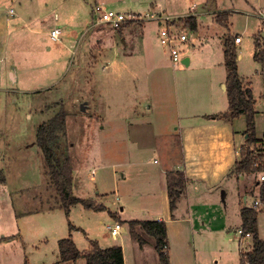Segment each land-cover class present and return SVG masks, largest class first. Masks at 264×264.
<instances>
[{
	"label": "rangeland",
	"instance_id": "374dc122",
	"mask_svg": "<svg viewBox=\"0 0 264 264\" xmlns=\"http://www.w3.org/2000/svg\"><path fill=\"white\" fill-rule=\"evenodd\" d=\"M97 3L125 13L128 19L136 17L126 29L127 40L109 25H93L92 9ZM260 8L264 0H0V170L8 180L7 188L0 189V204L10 207L7 213L13 209L25 213L18 218L20 236L3 239L0 232V264L52 263L50 259L59 255L54 231L60 229L66 238L69 222L76 227L71 232L83 249L92 239L103 247L119 244L127 264H159L150 254L138 259V244L131 239L127 222L158 219L161 155L153 148L155 138L130 134L129 121L149 117L152 110L139 112L149 110L151 99L165 96L172 105L176 99L182 113L187 100L193 103L192 110H205L208 87L226 92L224 43L227 37L239 35V74L253 89L255 131L264 136V74L254 57L255 35L261 33L264 39ZM219 11L231 12L227 26L216 20ZM151 14L176 20L189 35L187 42L178 45V62L172 61L159 35L167 21L161 25ZM189 16L198 17L196 30L180 21ZM55 28L63 31L58 41L50 37ZM186 55L191 57L189 65L182 62ZM155 58L163 71L155 70ZM62 108L68 113L66 141L75 175L72 192L104 205L100 211L78 203L68 214L58 206L36 133ZM120 115L125 119L114 121ZM235 127L243 138L248 119L236 117ZM135 145L142 152L132 157ZM137 157L143 164H127ZM263 173H254L250 181ZM247 178H232L217 195L193 197L190 211L175 213L190 218L192 226L183 244L180 241L176 251L172 249L173 264H241V252L253 244L251 237L241 238L243 196L248 194L246 206L260 200L259 190L246 192ZM259 210V235L264 239V203ZM117 222L126 229L112 235L108 226ZM1 229L10 230L0 225ZM141 234L155 245L153 236ZM83 261L68 264H87Z\"/></svg>",
	"mask_w": 264,
	"mask_h": 264
},
{
	"label": "crops",
	"instance_id": "0c3cea01",
	"mask_svg": "<svg viewBox=\"0 0 264 264\" xmlns=\"http://www.w3.org/2000/svg\"><path fill=\"white\" fill-rule=\"evenodd\" d=\"M135 22L136 20L131 24L124 26L123 31L119 33L123 41L127 40L126 29L133 26ZM240 43H242V41ZM0 45H2L1 42ZM158 62L159 60L155 58V70H157V72H161L164 69L159 67ZM182 62L186 65H189L191 63V57L189 55L184 56L182 58ZM10 74H12V77L16 79L15 74H13L12 72H10ZM224 85L226 89L224 95L219 93L214 85L208 87V91L204 92L205 96L203 99V103L206 107L204 108L205 110L196 111L193 109V111V103L190 100H187L185 102L186 111L182 113L181 106L179 108L180 103L176 99L175 105L173 104V106L171 104L172 102L167 99L168 97L166 98V96H160L161 98L159 99H151V102L148 103V111L143 110L139 112L140 114H146L149 113L150 110H152V113L151 115H149V117L144 116L141 119L136 120L135 123L133 121H129L130 134L147 138H155V141L153 142V148L154 150L156 149V152H158L159 155H161L162 164L158 190L161 194L162 210L160 213H158V220H163L165 224H167L169 258L171 264H173V258H171L172 249H175L176 251V249L180 245V241H182L183 244V238H186L187 236L189 237L190 227L192 226L190 218L186 217L182 219L179 216H176V214L180 212L184 213L186 209L190 211L193 207L190 200L193 199V197L201 198L205 195H207L208 197H213L219 193V190L224 187L229 180L235 177L238 181L242 178H249H247V180L243 182L245 184V190H247L246 192L254 194L256 190H259L258 187L253 188V185L258 186V183H256V180H258V176L254 175L255 179L252 182L250 181V179H252L250 176L246 177V175L243 174L235 176L231 174V170L239 157V149L245 143L248 137L247 134L243 132V138H241L238 130L235 127V120L230 121L228 119H221L218 117L215 118L211 116L219 112H225L229 109L230 103L228 102L226 82ZM244 86L252 89V87L246 84H244ZM145 105H147V103ZM157 110L159 111V116L156 115ZM136 112L137 110H135L133 113H135L136 115ZM124 119L125 117L120 115L117 116L114 121L120 122ZM102 129H106V124H102ZM262 137L264 136H261L260 138ZM1 152L2 148L0 147V153ZM140 152H142V149L137 148V145H135L134 152L132 150L130 156L133 157V153L136 156ZM155 161L158 162V159H155ZM129 163L143 164V161L141 160V158L137 157L133 158V160H129L127 164ZM178 170L185 172L187 182L185 185V192L177 203V209L173 212L170 207L167 174L168 171ZM0 174V189L5 190L7 188L6 186H8V180L6 177H3L2 170H0ZM243 197L245 202V205L243 207H245L247 205L246 203L248 194H244ZM243 207H241V209ZM9 209L10 207H8L7 204H0V211L6 210L3 213L0 212L1 215L5 217V220L3 217L0 218V225L2 227H6V229L10 228V230H0V232L3 233V239L15 238V236L18 237L21 234V228L18 222V218L25 213H17V211H15L14 209L13 213H10V211L9 213H7V210ZM173 213H176L175 216H173ZM27 214L29 213H26V215ZM125 229L126 228L124 227L122 231H125ZM67 234H71L74 242L76 241V238L71 231L67 232ZM63 236L65 235L63 234V232L61 233L60 229H56L54 231L53 239L56 244H58V241L63 238ZM134 242L138 244H135V246L138 250L137 254L140 261H143L144 258H148L150 254V257H152L153 255L158 259L159 264H161L156 248H152L156 245V243L155 245H151L150 242L146 239L147 243L144 246H141L138 241L135 240ZM75 243L78 245L81 251L88 250L91 246V244L88 242L89 246L86 248L84 247L83 249L77 242ZM123 252L125 259L124 248ZM56 256L53 257L55 259H50L53 260L50 264L69 263L61 262L59 255L58 258ZM83 260V258H80L77 261L79 262ZM77 261L74 262L77 263ZM44 263L46 264L45 261Z\"/></svg>",
	"mask_w": 264,
	"mask_h": 264
},
{
	"label": "trees",
	"instance_id": "16d2710c",
	"mask_svg": "<svg viewBox=\"0 0 264 264\" xmlns=\"http://www.w3.org/2000/svg\"><path fill=\"white\" fill-rule=\"evenodd\" d=\"M205 7L207 8L208 6ZM230 15V11H219L216 14V20L227 26ZM134 21L129 20L116 30L121 33L124 26ZM180 21L191 30L198 28V17L189 16ZM255 50L254 57L264 69V39L261 33L255 35ZM224 51L225 67L227 68V96L230 104L227 111L211 116L233 121L235 120L234 118L244 115L248 119V127L244 131L248 137L239 149V157L231 170V174L251 176L254 173L264 172V137L260 138L256 135V101L252 89L245 87L240 78L235 37L229 36L225 39ZM67 114L66 109L62 108L55 116L42 123L37 130L36 142L41 148L46 161V173L57 193L58 206L64 208L68 214L71 211L70 207L78 203L85 208L100 211L105 209L104 205H98L84 197H78L72 192L75 175L73 174L72 158L69 155L70 145L66 141ZM167 176L170 207L174 212L177 209L178 201L185 192L187 178L185 172L179 170L168 171ZM256 183H258L259 187L260 200L264 203V181L258 178ZM51 208L53 207L50 206ZM259 211V208L250 206H245L241 209L243 235L245 236V234L249 233L253 240L250 250L241 252V264H264V239L259 236ZM127 223L130 226L129 231L132 240H136L141 246H144L147 242L141 231L151 237L153 236L156 241L155 248L160 258V263L171 264L167 224L163 220L134 219ZM69 227L70 231L76 228L71 222H69ZM89 243L91 244L90 248L81 251L71 234L66 236V238L60 239L58 241L60 261L67 263L83 258L87 260V264H126L121 245L102 247L97 240L93 239Z\"/></svg>",
	"mask_w": 264,
	"mask_h": 264
},
{
	"label": "built area",
	"instance_id": "2783aa9c",
	"mask_svg": "<svg viewBox=\"0 0 264 264\" xmlns=\"http://www.w3.org/2000/svg\"><path fill=\"white\" fill-rule=\"evenodd\" d=\"M258 15H260L264 27V8H260L258 10ZM150 17L160 20L161 25L163 24L164 20L167 21V25H162L159 35L161 37L162 43L168 45L172 61L174 63L178 62L180 60V52L178 45L179 43L187 42L190 38L189 35L185 32V28L179 26L176 20L173 21L169 17L156 16L153 14H151ZM132 18L133 19H128L125 13L118 12L113 9H107L100 3L95 4L92 10V20L94 26L98 24H106L110 27L117 29L129 20H137L134 16H132ZM62 33V29L55 28L51 31L50 37L53 40L58 41L61 39L60 36ZM241 41L242 37L236 35L235 43H240ZM262 71L264 74V69ZM260 180L264 181V173L261 175ZM261 203V200L255 199L254 205L252 207L259 208L261 206ZM108 228L111 230L112 235H118L124 229V225H122L120 222H117L115 226L109 225ZM240 233L242 238L244 236L242 229L240 230ZM245 236L250 237V234L247 233L245 234Z\"/></svg>",
	"mask_w": 264,
	"mask_h": 264
},
{
	"label": "water",
	"instance_id": "95a60500",
	"mask_svg": "<svg viewBox=\"0 0 264 264\" xmlns=\"http://www.w3.org/2000/svg\"><path fill=\"white\" fill-rule=\"evenodd\" d=\"M83 105H84V104H81L82 108L84 107Z\"/></svg>",
	"mask_w": 264,
	"mask_h": 264
}]
</instances>
